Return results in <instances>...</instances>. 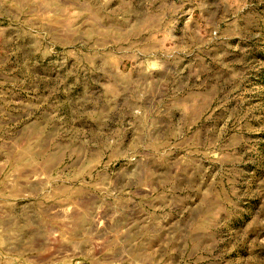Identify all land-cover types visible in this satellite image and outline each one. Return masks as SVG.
<instances>
[{"label": "rangeland", "instance_id": "obj_1", "mask_svg": "<svg viewBox=\"0 0 264 264\" xmlns=\"http://www.w3.org/2000/svg\"><path fill=\"white\" fill-rule=\"evenodd\" d=\"M0 264H264V0H0Z\"/></svg>", "mask_w": 264, "mask_h": 264}]
</instances>
